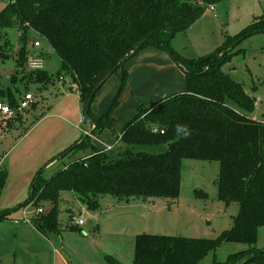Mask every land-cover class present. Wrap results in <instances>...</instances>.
<instances>
[{
    "label": "trees",
    "instance_id": "obj_1",
    "mask_svg": "<svg viewBox=\"0 0 264 264\" xmlns=\"http://www.w3.org/2000/svg\"><path fill=\"white\" fill-rule=\"evenodd\" d=\"M222 1L9 0L0 11V60H14L16 72H23L29 83L45 86L51 81L48 74L39 70L26 73L28 41L35 33L60 57L58 75L69 76L76 85L84 109L108 71L116 67L117 73L146 46L170 55L185 73L186 89L151 108L140 107L125 126L115 150L92 148L89 156L70 161L49 178L42 176L43 169L39 170L28 199L15 208L0 211V220L8 219L30 203L42 208V202H49V211L34 216L31 223L51 237L60 232L59 201L64 191L74 192L89 210L97 209L98 198L104 195L120 201L155 202L164 198L173 202L181 193L184 159L218 161V199L239 206L232 227L215 239L137 234L132 264H199L226 242L249 247L212 264H236L241 260L244 261L239 264H264V250L256 247L258 231L264 226V117H254L256 96L224 70L236 53L237 44L252 34L264 32V18H256L238 34L227 36L216 52L204 57H183L171 44L208 7ZM13 28L19 30L21 41L16 54L10 34ZM144 39L149 43L135 49ZM125 85L124 71L120 91ZM97 92L85 117L95 124L92 135L112 126L110 114L119 98L117 95L109 111L95 122L91 107ZM4 97L12 108L18 104L19 98L11 91L0 93L3 102ZM181 125L190 130L187 138ZM90 139L88 136L75 148L71 145L51 162L62 153L66 156L89 146ZM162 147L165 149L161 150ZM68 149L71 150L66 152ZM6 179V170L0 172V196ZM195 193L208 198L200 188Z\"/></svg>",
    "mask_w": 264,
    "mask_h": 264
},
{
    "label": "rangeland",
    "instance_id": "obj_2",
    "mask_svg": "<svg viewBox=\"0 0 264 264\" xmlns=\"http://www.w3.org/2000/svg\"><path fill=\"white\" fill-rule=\"evenodd\" d=\"M8 1L0 0V11ZM216 6L214 10L206 12L199 18L187 31L179 33L172 40L173 48L180 55L186 58H199L213 54L226 41L227 36L236 35L252 24L256 18H264V0H223ZM10 34L15 43L14 54H16L21 46L20 33L17 28H13ZM35 41H40L41 46L35 47L33 45ZM28 51L30 55L36 54L43 58L44 69L39 71L48 74L51 81L45 86L36 82L29 83L28 79L24 78L23 72H16L14 60L9 59L4 62L0 60V93L5 95L11 91L20 98L34 92L37 99L30 109L17 110L13 116L0 113V172L5 170L7 172L6 186L0 197L1 210L15 208L18 202L22 204L28 199L30 186L39 170L43 169L42 176L49 178L70 161L79 159L76 157L81 150L77 149L64 157L62 153L48 167L46 164L49 161L42 160L47 153L46 150H50L47 156L53 153L51 158L59 154V144L65 131H58L57 125L60 122L55 117L56 112L53 107L60 98L57 91L59 83L66 82V79L70 80V78L67 75H58L61 59L41 36L31 33ZM234 51L236 53L224 66V70L236 81L241 82L249 93L260 95V101L256 102L255 113L259 119H263L264 32L246 37L237 44ZM29 70L26 64V73ZM13 75H16L14 81L11 80ZM4 99V103H7L6 97ZM29 147L34 148L31 155L30 152L25 153ZM164 149L165 147H162L161 150ZM219 171L218 161L184 159L178 202L157 198L155 207L149 203L151 211L157 215L147 213L145 218L142 217L146 209L141 205L132 203L133 206L129 207L126 201L116 200L117 198L111 195L99 200V207L90 210V213L83 209L84 204L81 200L64 196L59 203L58 235L62 236L61 241L65 250H62L61 244L56 247L62 250L68 264H113L112 261L117 264H132L135 236L144 232L143 230L151 234L215 239L232 227L234 217L239 212L237 203L227 205L218 199L216 181ZM196 188L206 192L208 198L197 196ZM179 205L178 211L175 212L174 209ZM34 207L36 205L32 204L31 208ZM41 207L43 213H46L51 208V204L42 202ZM22 209L23 207L14 213L20 215ZM73 215L83 217L85 224L81 227L74 225ZM72 226L76 228H71ZM248 247L247 244L238 242L223 243L199 264H212L215 260L225 261L230 255ZM256 247L264 250V226L258 231ZM47 251L46 248H40L39 251L22 248L18 257L14 254L13 258L11 257L12 261L3 263L13 264L15 259L25 264L23 262L25 259L30 261L27 262L28 264H56L52 250L49 249V254ZM57 264L64 263L58 260Z\"/></svg>",
    "mask_w": 264,
    "mask_h": 264
},
{
    "label": "crops",
    "instance_id": "obj_3",
    "mask_svg": "<svg viewBox=\"0 0 264 264\" xmlns=\"http://www.w3.org/2000/svg\"><path fill=\"white\" fill-rule=\"evenodd\" d=\"M217 15L218 13L215 14V17ZM123 69H120L117 73H114L108 78L97 92L91 107L92 115L96 122L109 111L113 101L117 95H119L118 104L112 109L110 114L113 118L112 126L93 134L89 146L79 150L76 158L89 156L92 153V148L102 150L105 146L115 147L118 144L125 126L138 113L140 107L151 108L162 99L176 93H181L186 89V78L182 68L167 52L154 46H146L143 48L135 57L125 64ZM124 71L126 72V85L120 91ZM57 91L60 98L53 107L56 112L55 117H57L60 122L57 128L58 131H65L62 133L61 138L63 139L59 144V153H61L71 145L79 142L89 129L93 131L95 124H90V122L86 120L84 116V105L80 99L77 87L71 79L68 80L67 78L66 82H60ZM256 116L257 114L254 112V117L259 119L258 116ZM33 149V147H29V150L25 153L30 152L31 155ZM46 151L47 153L44 154L42 160L49 161L46 164V167H48L51 165V160L54 157L51 158L53 153L47 156L50 150ZM64 196H70L79 200L78 196L72 191L62 192L60 200L64 198ZM105 198L108 197L106 195L101 196L98 198V201ZM178 199L174 202L177 203ZM126 203L129 207H132L133 205L131 204L133 203L145 208L146 210L142 218H145L147 213L157 215L154 211H151L150 206L152 205L155 207L156 205V203H152L151 200L131 199L126 201ZM17 204L21 203L18 202ZM166 204H168V202ZM128 205L127 208H129ZM179 207L180 205L177 209H174L175 212L178 211ZM83 209L90 213V210L85 205ZM2 210L0 209V211ZM143 231L142 233H148L147 230ZM61 239L62 236L58 234L46 237L32 223L24 221L23 214L19 215L13 213L8 219L0 220V264H4V261H12L11 257L13 258L14 254L18 257L22 248L31 251H39L40 248H46L48 254L52 250L56 264L58 260H62L64 264H68V260L62 252V250L65 249H63ZM59 244H61L62 250L56 247V245ZM23 262L28 264L27 262L30 261L23 259ZM13 264L23 263L17 262V260L14 259Z\"/></svg>",
    "mask_w": 264,
    "mask_h": 264
},
{
    "label": "built area",
    "instance_id": "obj_4",
    "mask_svg": "<svg viewBox=\"0 0 264 264\" xmlns=\"http://www.w3.org/2000/svg\"><path fill=\"white\" fill-rule=\"evenodd\" d=\"M214 9H215V5H211L210 7L207 8L206 12H210ZM34 46L37 48L40 47L41 42L35 41ZM27 66L30 70H43L44 69V60L39 55H36V54L29 55ZM257 100H258V102L260 101L259 96H256V102H257ZM35 102H36V99H35L34 92L27 93L24 96L20 97L18 99V104H17L16 109L12 108L9 104L0 101V113L3 115L13 116L17 110L24 111V110L30 109ZM112 149H113L112 146H105L104 148H102L103 151H110ZM31 207H32V203L26 205L22 209L24 221L30 222V223H31L34 216L44 212L43 208H36V207L31 208ZM72 223L74 225L80 227V226H83L85 224V220L83 217H77L76 215H73L72 216Z\"/></svg>",
    "mask_w": 264,
    "mask_h": 264
},
{
    "label": "water",
    "instance_id": "obj_5",
    "mask_svg": "<svg viewBox=\"0 0 264 264\" xmlns=\"http://www.w3.org/2000/svg\"><path fill=\"white\" fill-rule=\"evenodd\" d=\"M149 43V40L148 39H144V40H142L141 42H139L137 45H136V47H135V49H137V48H140V47H142V46H144V45H147ZM233 47V46H232ZM115 71H116V67H114V68H112L110 71H108V73L106 74V76L98 83V85L95 87V89L93 90V93H92V97L95 95V93L98 91V89L108 80V78L110 77V76H112L114 73H115ZM92 97H91V99L87 102V104H86V106H85V109H84V115H85V117L87 118L88 117V115H89V110H90V105H91V100H92ZM90 122V124H91V121H89ZM91 132H92V129H89L86 133H85V135H84V137L79 141V142H77V143H75L74 144V146H73V148H75V147H78L84 140H86L87 139V137L88 136H90V134H91ZM71 149H68L66 152H69ZM65 155V153L62 155V156H64Z\"/></svg>",
    "mask_w": 264,
    "mask_h": 264
},
{
    "label": "clouds",
    "instance_id": "obj_6",
    "mask_svg": "<svg viewBox=\"0 0 264 264\" xmlns=\"http://www.w3.org/2000/svg\"><path fill=\"white\" fill-rule=\"evenodd\" d=\"M182 131H183V135H184V138H187L189 135H190V130L187 128V126H179Z\"/></svg>",
    "mask_w": 264,
    "mask_h": 264
}]
</instances>
